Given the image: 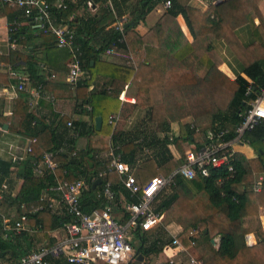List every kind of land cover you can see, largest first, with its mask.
Wrapping results in <instances>:
<instances>
[{"label":"trees","instance_id":"obj_1","mask_svg":"<svg viewBox=\"0 0 264 264\" xmlns=\"http://www.w3.org/2000/svg\"><path fill=\"white\" fill-rule=\"evenodd\" d=\"M153 1L138 0L136 24L147 14ZM163 1H170L171 6L158 23L145 35L135 31L136 25L126 26L127 41L123 43L119 42L121 33L113 28L117 18L121 17L114 9V2L118 6L117 0H112L113 6L109 0L51 1L55 22L74 29L76 42L81 47L82 73L77 85L65 84V92H69L65 95L75 99V115L89 118L72 120L67 115L52 113L55 119L48 124L30 109L27 94L18 92L12 115L0 120V134L10 122L9 131L22 132V135L36 139L26 158L8 162L0 159V264H15L29 252L54 245L52 239L49 244L34 249V241L40 240L38 234L47 237L48 231L61 228L69 221L68 216L57 213L51 206L59 198V192L48 188L54 185L56 178L68 182L79 178L90 182L97 178L99 170L110 162V158L102 154L105 151L114 149L130 171L146 183L160 175H171L186 159L187 149L209 141V132H214L217 141L221 132L223 141L236 137V127L243 121L248 101L256 98L257 91L264 89V17L258 6L262 0L209 2L205 11L177 0ZM93 6H100L102 13L88 17L78 15L80 8ZM180 15L192 40H188L178 24ZM255 17L260 19L259 26L255 25ZM0 18L7 19L9 40L25 46L27 51L23 54L11 49L8 55H0V62H8L16 71L24 70L26 84L55 92L46 78L53 73L52 70L61 72V75L70 72V50L58 47L57 37L51 32L34 29L31 23L17 26L16 22H26L29 18L22 9L11 7L4 0H0ZM245 26L255 28L248 43L238 35V30ZM219 42L229 47L240 62L241 69L235 79L220 70L223 56L217 51ZM112 46L132 52L144 49L145 59L137 69L102 59L101 56ZM22 62L25 65L21 66ZM129 81L137 87L136 103L132 104L130 114L141 110L145 115L131 128L116 130L109 117L118 112L123 115L120 94ZM252 82L256 93L253 91L247 95ZM73 88H90V91L77 97ZM98 116L103 118L100 130L95 124ZM189 117L193 121L185 122ZM153 123L160 129H152ZM171 123L179 125L178 135L172 133ZM81 137L87 138V145L78 149L77 140ZM245 139L255 149L257 157L249 159L236 152L229 164L210 167L209 176L198 170L193 179L177 174L169 186L170 191L164 193L165 189L162 190L158 196L161 200L156 201L157 212L168 214L160 226L161 231L176 219L182 223L184 230L179 240L185 245L194 243L202 264H264V224L261 219L264 185L259 192L252 189L253 177L257 174L264 176V121L246 134ZM172 146L182 153L180 160L174 157ZM46 153L57 157L58 167L54 171L44 163ZM39 170L41 173L37 172ZM12 173L22 182L16 195L12 193L15 184L10 179ZM109 179L113 181L114 191H122L128 199L131 198L117 173L110 174ZM102 188L103 183L96 188L90 183L84 189V211L91 212L104 205L105 198L97 196ZM200 195L205 196L206 208L197 217L183 215L178 208L176 219L169 218L183 197L196 199ZM24 214L27 216L24 229L15 231L4 227L5 219L14 226ZM251 233L260 238L253 246H249L246 240ZM216 236L220 238L218 247L212 243ZM136 238L140 242L134 245L145 258L160 254L174 240L171 235L165 237L164 233L152 240L149 232L141 233L139 229ZM199 239L203 240V245L198 244ZM62 258L56 259L55 264L61 261L68 264Z\"/></svg>","mask_w":264,"mask_h":264},{"label":"built area","instance_id":"obj_2","mask_svg":"<svg viewBox=\"0 0 264 264\" xmlns=\"http://www.w3.org/2000/svg\"><path fill=\"white\" fill-rule=\"evenodd\" d=\"M11 7L22 9L29 20L26 22H16L17 26L31 23L34 27L43 32H51L57 37V44L60 48H68L71 52L70 72L65 75L53 74L51 77L61 76V82L66 85H77L82 69L80 65L81 47L76 42V31L68 25L56 23L51 13L52 0H4ZM109 4L113 6L112 0ZM166 8L171 6V2H165ZM124 17L117 18L113 24L115 31L121 33L120 43L127 41L126 23ZM10 47L14 50L17 47L16 41H10ZM117 46L108 48L105 54H120ZM127 52L129 65L134 64L133 52L130 49H124ZM13 78L20 81L18 89L31 92L39 96L42 93V87L27 89L26 76L19 71L11 68ZM128 88V85L125 86ZM255 85L253 82L247 89V95H250ZM256 88V87H255ZM256 93V92H255ZM256 98L248 101L243 113V121L236 127V137L230 141L221 140V132L216 140L214 132H209V141L197 150H190L186 153V159L181 161L180 166L168 177L160 175L154 177L146 183H142L134 173L130 171L128 165L115 154L114 149L105 154V158H110V162L102 167L97 174V178L85 181L79 178L76 181H61L56 178V183L49 187L53 191L59 192V198L55 201L61 203L63 211L69 217V221L63 224L65 237L51 247H42L22 256L15 264H55L56 259L64 257L68 264H135L138 254L134 246L136 239V230L141 233L152 231L155 227L162 224L163 213L157 212L155 208L159 194L166 187L170 186L175 175L181 174L186 178L193 179L196 171L202 175H210V167L219 168L229 164L230 158L234 155L235 144L248 143L245 139L246 134L252 132L262 121H264V89L256 93ZM122 102L136 103L135 97H129L125 93L120 94ZM121 113L112 114L109 117L110 123L117 125L121 121ZM72 124L70 123V126ZM36 142L35 138H29V146L26 148L27 154L32 151V145ZM149 152V151H146ZM17 161L18 157H12ZM45 165L50 170L58 167L57 157L52 153L45 154ZM232 170V165H229ZM40 172L41 171H37ZM117 173L120 177L123 187L130 192L131 198H127L122 191L113 190V181L109 175ZM98 179L102 180V191L97 196L105 198L104 205L100 208H94L91 212L83 210L82 196L84 189L94 184ZM101 183V184H102ZM264 185V176H261L253 185L256 192L261 191ZM6 187V185H4ZM119 200V202H116ZM119 205L121 209H117ZM118 206V207H119ZM37 210V209H34ZM27 216L20 217L15 225L5 219V228L20 231L25 228ZM138 237V236H137ZM173 244L167 245L164 249H174L176 253L187 252L186 246L179 240V235H173ZM194 246V243H192ZM178 255V254H176ZM174 257V256H172ZM170 257V258H172ZM172 260V259H171ZM173 263V261H171ZM201 261L196 257H190L189 264H199ZM2 264H8L6 262Z\"/></svg>","mask_w":264,"mask_h":264},{"label":"crops","instance_id":"obj_3","mask_svg":"<svg viewBox=\"0 0 264 264\" xmlns=\"http://www.w3.org/2000/svg\"><path fill=\"white\" fill-rule=\"evenodd\" d=\"M56 1L58 3L59 2L61 3L63 0H56ZM177 1L181 4L188 5L190 7L199 9L201 11H205L209 7V4H208L209 0H206V4L200 3L197 0H177ZM117 2H118V6H116V3L114 2L115 11L118 13L119 16L124 17L128 21V23H135L134 25L133 24L132 25L133 26L136 25L134 29L140 35H145L152 27H154L158 23V21L161 19V17H163V15L168 10L163 0H154L149 5L147 14L143 17L142 20L138 22V24H136L135 18L137 17V13L139 11L138 0H129L127 2H123V0H117ZM258 6L262 13V16L264 17V0L260 1ZM98 12L100 14L102 13V9H100V6H93L88 9L85 7H82L80 8V10H78V15L83 16V17H88L90 15H96ZM177 21L181 29L187 36L188 40H192V36L190 35L189 29L185 23L183 16L180 15L177 18ZM254 21H255V25L257 26L260 25V19L258 17H255ZM34 29H36V27ZM254 30L255 28H253L252 26L251 27L245 26L238 30V35L240 36L243 42L248 43L253 37ZM9 42L10 40H9L7 19L0 18V55L6 56L10 53L11 47H10ZM14 50L22 52L23 54L27 53L26 47L19 45V44H17V47ZM119 51H120V54H117V53L116 54H103L101 57L102 59L111 61L115 64L126 65V66L129 65L127 56H126L128 51H125L124 49H120ZM221 54L223 56V64L220 66V70L224 72L226 75H228L231 79H235L236 74L241 69L240 62L237 59H236L237 62L230 60L225 52H222ZM132 55L134 58L135 66L133 65H129V66H132L134 69H137L139 65L143 63L146 52L144 49H137L133 51ZM22 65H25L24 62L21 63V66ZM10 66L11 65L8 62L6 63V61L0 62V120H3L2 119L3 116L9 117L12 115L14 107L16 105V101L19 98L18 92H25L27 94L30 109L33 111L35 110L36 113L40 117L44 118V120L48 124H50V122L55 119L52 113L58 114V115H67L68 117L72 118V120L79 119V118L88 120L89 117H85V116L81 117V116L74 114L75 99L73 97L70 98L65 95L69 92H65V83L61 82L62 77L61 76H57L56 78L51 77L53 74L61 75V72L57 70H52L53 73L46 78V80L50 83L49 87H51V89L53 90L55 89V92H53L52 90L45 91L44 89H42L43 90L42 93H40V95L37 96V95L32 94L31 92H26V91H22L18 89V85L20 84V81L12 77L11 75L12 67ZM19 72L22 75L25 74V71L22 69ZM26 85H27L28 90L33 89L35 87L31 83L26 84ZM126 85H128V88L125 87ZM125 86H123L124 88L122 87V93H125L129 97H135L136 99V93H137L136 85L132 81H129L125 83ZM89 91H90V88H84V89L73 88L72 89L74 96H77V97L81 96L82 92H84V95H86ZM122 104L123 105L121 107V111L125 107V104H126V107L128 105L133 106L130 102H122ZM113 114H116V113H113ZM144 115H145V112H142L141 110H137L132 115L130 114L129 120L125 121V124H121L119 128H118L119 124L117 123L115 129L118 130V129L125 128L127 130L131 128L130 126L136 120L139 121ZM9 124L10 122H8L4 126L3 131H1V134H0V159L6 162L12 160V157L14 156H17L18 159L26 158V155H27L26 148L29 146V138H32L30 136L22 135V132L15 133V131H12V130L9 131ZM19 129L22 130L21 125ZM171 129H172L173 134L178 135L179 125L177 123H171ZM82 138L83 137L77 140L78 149H83L87 145V144H84L83 142H80ZM98 138L99 137H96L95 140H98ZM203 145L204 144H201V145L194 144L189 149H187L186 153L190 150H197L201 148ZM233 148L235 152L243 153L249 159L257 157L255 149L247 143H243V144L237 143L233 146ZM106 153L107 151H105L102 154L105 156ZM172 153L177 160H180L182 158V153L178 151L177 148H175L174 146H172ZM137 178L139 179L138 176ZM10 179L15 183L14 190L12 193L13 195H16L22 183L21 179L16 178L15 173H12ZM118 206L119 205H116V208ZM53 208L57 213L62 214L67 217L66 213L63 211V208L60 202L55 201ZM261 219L264 224V207L261 208ZM160 226L162 225L155 227L152 231L149 232L150 239L153 240L159 236H162L163 233L165 234V237H168V236L170 237L169 232L172 231V233H177V232L180 233V231L183 230L181 226L175 227V225L169 224L167 226H164V229H162L161 231ZM33 232L36 234L37 230L35 229L33 230ZM35 234H33V237ZM65 234L66 233H65L63 226L61 228L48 231L47 237L43 236L42 233L38 234L37 239H40V240L34 241L35 243L34 249H38L42 245L49 244V242L52 239H54L55 243H57L58 241H60L61 239L65 237ZM246 240L249 246H253V245H256L260 241V238L256 233H251L247 235ZM139 242H140L139 238L134 239L135 245H138ZM150 243L151 242H149V244ZM185 246L187 248L186 253H176L177 251L169 248V249H163V251L158 255H152L147 258H145L139 252V250L135 247L136 253L138 254L137 262L135 264L144 263V262L150 264L151 259L154 257L164 258V260L166 259L168 260V258L170 259V257L172 256H174L172 258L177 261L176 262L177 264H184V263L189 264L188 258L190 259V257L198 258L201 261V263L199 264H202L201 258L195 256L197 252L196 246L195 245L193 246L192 244L185 245ZM214 246L216 245L214 244ZM62 259H64V257ZM185 259H186V262H184ZM64 262L61 261L59 264H63ZM166 264H174V263L167 262Z\"/></svg>","mask_w":264,"mask_h":264},{"label":"rangeland","instance_id":"obj_4","mask_svg":"<svg viewBox=\"0 0 264 264\" xmlns=\"http://www.w3.org/2000/svg\"><path fill=\"white\" fill-rule=\"evenodd\" d=\"M197 1L200 2V3H205L206 4V0H197ZM219 1L220 0H214V1L213 0H209L208 1V4H209V2L217 3ZM216 47H217V51H219L220 53L221 52H225L227 54V56L229 57L230 60L237 62V60H236L237 58L235 57L234 52H231V49L229 47L224 46L222 43L216 44ZM123 109H124L123 115H122L121 121L118 123L119 124L118 128L120 127L121 124H125V121H128L129 120V115L132 112L133 107L131 105H128L126 107V104H125V107ZM144 111H146V110H144ZM192 121H193V119L191 117H189V118H187L185 120V122H192ZM158 126L159 125H157L156 123H153L152 126H150V127L152 129L159 130L160 128ZM80 142H83L84 144H87V138L83 137L80 140ZM262 175L263 174H257V175H255L253 177V179H252V187H253L254 183ZM169 191H170V189H169V186H168V187L165 188V192L164 193H166V192L168 193ZM203 197H205V196L200 195V196H197L196 199H191V198L183 197V199L181 201L182 204L180 203L181 205L180 204H179V206L177 205L176 209L173 210L171 212V214L169 213L170 214L169 215V218H171L173 216L176 219V216H178V215H176L175 213H176V211H177L178 208H179V211L182 212L183 215H187V216H193V215H195V217H197L199 215V213H201V211H205V208H206V199L203 198ZM160 200H161V198L157 199V203ZM166 214L167 213L164 212V214H163L164 215V218L162 220V224H164L163 222H165V219L168 217V214L167 215ZM171 224L172 225H175V227L181 226L182 229L184 230L183 224L180 223V222H177V219H176V221H172L170 223V225ZM183 230L180 231V233L179 232L172 233V231L170 230L171 232H169V233H170V235L172 237H173V235H176V234L179 235V239H180V235L182 234ZM214 240L216 241L215 242L216 247H218L219 246V242H220V238L218 236H216V239H214ZM203 243L204 242H203L202 239H199L198 240V244H202L203 245ZM184 253H186V252H184ZM198 254H199V256H198ZM195 256L200 257V253H199L198 249H197V252H196ZM171 261H173L174 264H177L176 263L177 261L175 259H173V258H170V259L168 258V260L167 259L164 260V258H158V257L152 258L150 264H166L167 262L168 263H171ZM188 261H189V258H188ZM184 262H186V259L184 260ZM184 264H187V263H184Z\"/></svg>","mask_w":264,"mask_h":264},{"label":"water","instance_id":"obj_5","mask_svg":"<svg viewBox=\"0 0 264 264\" xmlns=\"http://www.w3.org/2000/svg\"><path fill=\"white\" fill-rule=\"evenodd\" d=\"M224 0H220V2H222ZM134 25L135 23H128L127 26H130V25ZM102 123H103V118L98 116L95 120V124H96V128L97 130H100L101 127H102ZM102 183V180L101 179H98L94 184H93V187L96 188L97 185L101 184ZM212 243L215 244V240H212ZM142 257V256H141Z\"/></svg>","mask_w":264,"mask_h":264},{"label":"bare ground","instance_id":"obj_6","mask_svg":"<svg viewBox=\"0 0 264 264\" xmlns=\"http://www.w3.org/2000/svg\"><path fill=\"white\" fill-rule=\"evenodd\" d=\"M55 100V99H54ZM55 184V183H54ZM137 231V230H136Z\"/></svg>","mask_w":264,"mask_h":264}]
</instances>
